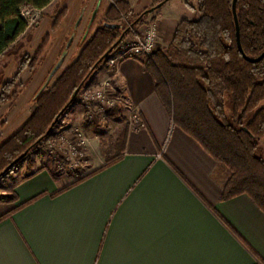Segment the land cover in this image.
Segmentation results:
<instances>
[{
    "label": "crops",
    "instance_id": "crops-1",
    "mask_svg": "<svg viewBox=\"0 0 264 264\" xmlns=\"http://www.w3.org/2000/svg\"><path fill=\"white\" fill-rule=\"evenodd\" d=\"M170 1L146 22L165 48L187 20ZM144 61L95 79L113 81L115 124L137 114L145 128L130 127L113 163L82 179L44 170L15 186L0 201V264H264V213L247 196L222 200L230 172L174 126Z\"/></svg>",
    "mask_w": 264,
    "mask_h": 264
},
{
    "label": "trees",
    "instance_id": "trees-1",
    "mask_svg": "<svg viewBox=\"0 0 264 264\" xmlns=\"http://www.w3.org/2000/svg\"><path fill=\"white\" fill-rule=\"evenodd\" d=\"M54 1L0 0V57L29 29L22 9L44 10ZM233 2L198 0L197 18L181 21L167 51L143 65L174 126L230 172L222 200L247 196L264 213V59L252 64L239 52ZM236 11L243 52L247 58H259L264 53V0H237ZM130 15L128 3L112 5L77 60L51 90L36 97L30 119L0 147V178L44 144L58 117L75 102L71 103L79 87L107 61L118 41L151 14L131 18L128 25L124 18ZM38 59L39 53L34 62ZM7 91L0 103L10 101ZM127 135L128 131L123 134V148Z\"/></svg>",
    "mask_w": 264,
    "mask_h": 264
},
{
    "label": "rangeland",
    "instance_id": "rangeland-1",
    "mask_svg": "<svg viewBox=\"0 0 264 264\" xmlns=\"http://www.w3.org/2000/svg\"><path fill=\"white\" fill-rule=\"evenodd\" d=\"M118 1L129 4L131 15L129 19L124 18L125 23L129 25L131 18H135L144 12L147 13L166 0H55L44 10L23 9L30 13L28 18L29 29L0 59V97L5 90H8L10 99L7 103H0V147L30 119L37 106L36 97L61 60L62 55L67 54L66 60L44 91L45 93L52 89L60 76L77 60L84 46L102 26L106 12ZM197 3L198 0H173L165 10L169 8L172 12L171 15L193 21L197 18ZM98 4L97 15L92 21ZM64 11L66 12L64 17L54 28L57 18ZM149 19L147 17L140 27L131 31L136 34L144 33L146 28L150 26L148 24L151 22L146 23ZM31 21L33 23H30ZM73 38L74 41L69 47ZM168 47L165 48L159 39L157 53L166 52ZM120 51L121 49L119 50L117 47L110 56L116 58ZM38 53L39 59L34 62ZM104 67L111 70L106 61L85 83L83 89L94 87L96 84L108 80L106 78L99 82L95 79L96 73ZM113 89L115 91V86ZM81 101L79 95L63 117H60L56 122V126L50 131V135L44 144L31 153L25 154L23 157L26 158L22 162L16 167L13 165V170L0 178V201H11L14 196L15 185L22 183L21 181L27 177L29 179V176L37 172L49 170L57 178L70 181L79 180L88 174L90 168L98 160L112 161L121 154L123 134L126 131L129 132L130 127L135 128L132 117L126 118V129H124V125L115 124L116 122L112 119L113 117H120V114L117 113L119 108L110 112V115L106 117H100L94 122H89L85 117V110ZM226 111L229 115V101H227ZM79 132L87 138V155L85 157L78 156L77 167L62 175L59 174V176L56 173L58 161L51 151L54 150V147L74 145ZM261 146L264 147V144ZM62 152L61 158L65 157L66 151L63 150ZM61 160H59L60 163Z\"/></svg>",
    "mask_w": 264,
    "mask_h": 264
},
{
    "label": "built area",
    "instance_id": "built-area-1",
    "mask_svg": "<svg viewBox=\"0 0 264 264\" xmlns=\"http://www.w3.org/2000/svg\"><path fill=\"white\" fill-rule=\"evenodd\" d=\"M29 15L30 13L28 11L22 9L21 16L28 24ZM33 21L30 23H33ZM158 41L159 32L157 24H150L142 34H136L131 31V33L127 34L118 45L119 50L121 49L118 57L113 58L110 56L107 60V65L111 70H114L117 68L118 63L126 58H145V60H153L157 53ZM113 87V81L108 79L105 82L96 84L94 87H86L81 90L79 95L85 110V117L89 122H94L100 117H106L110 115V112L119 108L120 104L115 97L116 95ZM132 119L135 128H145V124L139 115L134 114ZM87 143V138L79 132L77 141L74 145L69 147H54L51 153L58 161L56 164V173L58 175H62L68 170L77 167V157H85L87 155ZM63 150L66 151L65 157L61 158ZM59 160H61V163Z\"/></svg>",
    "mask_w": 264,
    "mask_h": 264
},
{
    "label": "water",
    "instance_id": "water-1",
    "mask_svg": "<svg viewBox=\"0 0 264 264\" xmlns=\"http://www.w3.org/2000/svg\"><path fill=\"white\" fill-rule=\"evenodd\" d=\"M236 4H237V0H234L233 2V15H234V19H235V23H236V32H237V45H238V49H239V52L241 53V55L250 63L252 64H256V63H259L261 62L263 59H264V53L259 57V58H256V59H250V58H247L243 52V49H242V45H241V40H240V30H239V23H238V17H237V11H236ZM164 5V2L161 3L160 5H158L156 8L154 9H151L150 11H148L147 13L148 14H152L155 10L161 8L162 6ZM98 9H99V4L97 6V9L94 13V16H93V19L92 21H94L96 15H97V12H98ZM114 28H117V27H114ZM123 40V37L118 41V43L116 44L115 46V49L118 47V45L122 42ZM74 41V38L70 41L69 43V47L72 45ZM114 52V50L112 49L106 56V58H108L112 53ZM66 57H67V54H63L62 57H61V60L59 61V63L56 65V67L54 68V70L52 71V73L50 74L49 78H48V81L45 83V85L42 87V89L40 90V92L38 93L37 97L40 96L46 89L47 87L49 86V84L51 83V81L53 80V78L56 76V74L60 71V69L62 68L65 60H66ZM84 87V84L82 86L79 87V89L76 91L75 95L73 96L72 98V101L71 103H73L79 96L81 90L83 89ZM60 116L58 117L57 121L59 120ZM56 121V122H57ZM56 122L53 124V127L52 129L56 126ZM51 129V130H52Z\"/></svg>",
    "mask_w": 264,
    "mask_h": 264
}]
</instances>
